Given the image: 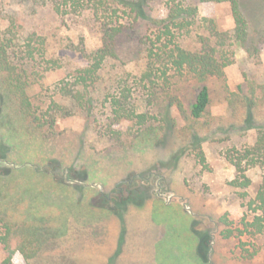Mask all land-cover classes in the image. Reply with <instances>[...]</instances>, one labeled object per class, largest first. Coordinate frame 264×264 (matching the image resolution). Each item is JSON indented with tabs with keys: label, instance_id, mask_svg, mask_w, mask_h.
<instances>
[{
	"label": "trees",
	"instance_id": "obj_1",
	"mask_svg": "<svg viewBox=\"0 0 264 264\" xmlns=\"http://www.w3.org/2000/svg\"><path fill=\"white\" fill-rule=\"evenodd\" d=\"M23 1L31 12L49 7L64 20L91 24L100 44L89 48L83 39L72 44L71 51L78 53L83 63L69 68L61 81L47 86V78L64 67L49 53L47 38L35 32L21 34L14 22L0 28V109L4 105L12 109L15 118L11 116L9 124L16 130L19 121L28 135L57 143L66 138L58 121L80 113L86 128L105 141L107 153L131 150L174 132L183 140L188 155L203 167L208 166L207 141L231 142L222 155L235 168V178L229 184L239 196L244 214L239 221L229 214L222 216L214 225L215 233L206 224V217L194 216L192 229L201 246L199 258L203 264H212L214 237L236 242L235 249L224 257V264H246L256 258L264 246L258 243L264 237V84L246 75L235 91L228 92V113L216 116L211 112L209 82L227 80L226 69L235 62L238 45L248 57H260L264 4L254 6L256 17L251 19L243 0ZM203 3L229 4L233 28L222 30L215 19L202 17ZM161 7L165 15L159 14ZM189 37H194L193 46L185 44ZM126 66L133 69L125 70ZM189 81H194L197 88L186 104L182 86ZM123 123L127 128L120 127ZM249 132L253 133L251 141H233L236 136L247 137ZM3 163L0 242L7 249L15 243L16 251L32 264L47 236L44 221L32 220L18 210L21 202L10 196L14 185L8 175L15 168L1 166ZM162 167L160 163L147 171L130 172L110 192L99 191L98 195H88L85 185H73L79 196L71 206L85 212H107L123 218L121 221H125L131 206L143 207L153 199L163 209L167 200L153 196V179ZM31 171L39 174L36 169ZM254 172L260 174L256 186L250 176ZM78 175L83 181L81 176L86 172L78 171ZM47 180L50 185L54 181L60 184L54 176ZM17 187L14 196H19ZM27 189L39 191L33 193L37 198L42 195L36 185ZM244 236L252 241L242 240ZM250 244L259 248L253 252ZM13 253L9 251L0 264H15Z\"/></svg>",
	"mask_w": 264,
	"mask_h": 264
},
{
	"label": "rangeland",
	"instance_id": "obj_2",
	"mask_svg": "<svg viewBox=\"0 0 264 264\" xmlns=\"http://www.w3.org/2000/svg\"><path fill=\"white\" fill-rule=\"evenodd\" d=\"M243 1L247 16L255 19L254 6L264 4V0ZM158 9L159 14L165 15L162 7ZM200 9L202 17L215 19L222 30L233 28L229 4L203 3ZM13 22L21 34L35 32L46 37L49 53L63 62V69L47 78V86L61 81L69 68L83 63L80 55L71 51L72 44H78L82 39L89 48L100 44L98 33L91 24L64 20L49 7L31 12L23 0H0V28L11 26ZM185 44L193 46L194 37L186 39ZM236 54L235 62L226 69L227 80L212 79L209 82L213 115L228 113V92L235 91L246 75L264 84V47L259 58L248 57L239 45ZM132 69L131 66L125 68ZM196 88L194 81L182 86L186 104L194 97ZM10 112L12 109L7 105L0 109V148H4V153L0 154V162H4L1 166L6 164L8 168L10 165L15 168H10L8 174L14 185L10 196L21 202L18 210L25 216L44 221L47 234L41 252L32 264H203L199 258L201 246L192 229L193 217H206V224L215 233L214 225L222 216L229 214L231 219L239 221L244 214L239 196L229 184L235 178V168L222 155V151L232 146L231 142L207 141L204 148L208 166L203 167L188 155L183 140L174 132L131 150L107 153L104 152L105 141L86 128L80 113L58 121V128L66 138L52 143L28 135L19 121L15 130L9 124L11 116L14 117ZM183 124L180 122L181 126ZM127 126V123L120 124L124 129ZM252 138L253 133L249 132L247 137L236 136L233 141L240 144L244 139L251 141ZM160 163L163 167L153 179V196L167 200L163 209L159 208L161 203L153 199L143 207L131 206L125 221H121L123 218L120 220L107 212H85L71 206L77 203L79 196L73 185H85L88 195L110 192L130 172L147 171ZM32 169L39 174H34ZM81 170L86 172L81 176L83 181L78 175ZM53 176L60 184L47 182V177ZM250 176L256 186L260 174L254 172ZM16 185L20 189L19 196L13 195ZM33 185L42 191L39 198L33 195L35 189L32 192L27 189ZM214 238L210 260L212 264H224V257L235 249L236 242ZM242 240L252 241L246 236ZM258 243L264 245V237ZM250 245L253 252L259 248ZM9 251H14L15 264H28L16 251L15 243L7 249L1 242L0 262ZM263 261L264 246L259 255L246 264H263Z\"/></svg>",
	"mask_w": 264,
	"mask_h": 264
}]
</instances>
